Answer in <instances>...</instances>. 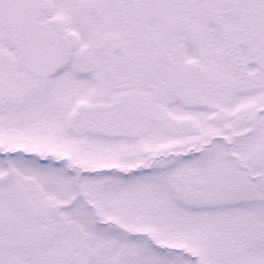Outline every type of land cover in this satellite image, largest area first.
I'll list each match as a JSON object with an SVG mask.
<instances>
[{"label": "snow or ice", "instance_id": "1", "mask_svg": "<svg viewBox=\"0 0 264 264\" xmlns=\"http://www.w3.org/2000/svg\"><path fill=\"white\" fill-rule=\"evenodd\" d=\"M0 264H264V0H0Z\"/></svg>", "mask_w": 264, "mask_h": 264}]
</instances>
